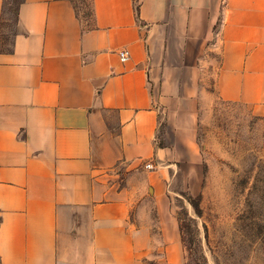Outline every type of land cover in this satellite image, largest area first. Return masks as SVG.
Masks as SVG:
<instances>
[{"label": "crops", "instance_id": "1", "mask_svg": "<svg viewBox=\"0 0 264 264\" xmlns=\"http://www.w3.org/2000/svg\"><path fill=\"white\" fill-rule=\"evenodd\" d=\"M90 6L23 0L0 48V264H186L174 170L215 100L264 132V0Z\"/></svg>", "mask_w": 264, "mask_h": 264}, {"label": "rangeland", "instance_id": "2", "mask_svg": "<svg viewBox=\"0 0 264 264\" xmlns=\"http://www.w3.org/2000/svg\"><path fill=\"white\" fill-rule=\"evenodd\" d=\"M21 1L5 0L0 48L11 47ZM72 1L89 21L90 0ZM196 140L194 158L181 151L170 184L186 264H264V132L258 116L242 104L215 100L201 110ZM191 198H198L199 212Z\"/></svg>", "mask_w": 264, "mask_h": 264}, {"label": "built area", "instance_id": "3", "mask_svg": "<svg viewBox=\"0 0 264 264\" xmlns=\"http://www.w3.org/2000/svg\"><path fill=\"white\" fill-rule=\"evenodd\" d=\"M120 56L122 61H126L129 59V51L126 49H123L120 51ZM145 167L149 169H154L156 166L153 161H148L145 163Z\"/></svg>", "mask_w": 264, "mask_h": 264}, {"label": "trees", "instance_id": "4", "mask_svg": "<svg viewBox=\"0 0 264 264\" xmlns=\"http://www.w3.org/2000/svg\"><path fill=\"white\" fill-rule=\"evenodd\" d=\"M21 2L19 3V6H20ZM19 6H18V9H17V15H18ZM4 13H5V6H4ZM191 203L193 204L194 208L199 212L200 207H199V200H198V198H191ZM180 228H181V232H183V225H182L181 222H180Z\"/></svg>", "mask_w": 264, "mask_h": 264}]
</instances>
